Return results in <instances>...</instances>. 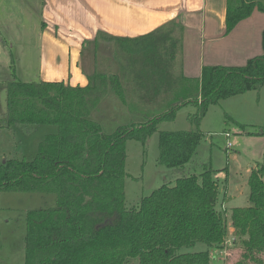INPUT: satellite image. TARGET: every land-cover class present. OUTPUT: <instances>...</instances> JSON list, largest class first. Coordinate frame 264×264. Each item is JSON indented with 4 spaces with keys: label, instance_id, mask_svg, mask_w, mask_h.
Instances as JSON below:
<instances>
[{
    "label": "trees",
    "instance_id": "trees-1",
    "mask_svg": "<svg viewBox=\"0 0 264 264\" xmlns=\"http://www.w3.org/2000/svg\"><path fill=\"white\" fill-rule=\"evenodd\" d=\"M255 8L264 12V0H226V33ZM154 34L109 38L120 53L127 49L124 54L142 59L141 66L151 69L135 74L141 80L138 86L147 87L144 91L138 87L146 102L167 95L179 87V80L186 81L177 77L175 84L173 80L167 84L173 79L179 38L170 32ZM262 46V54L242 66H203L196 95L178 96L157 115L120 124L110 133L91 116L108 92L124 100L121 74L95 68L83 85L58 80L7 82L2 127L26 133L40 125L56 127L39 141L31 159L0 161V192H40L56 199L53 206L25 211L24 264H129L133 258L138 264H210L208 250L180 249L196 242L216 248L226 241L227 219L216 208L217 171L205 168L196 174L187 171V164L194 161L204 135L199 124L209 105L264 84V31ZM186 104L195 107L187 117L189 129L158 131L160 122L172 120ZM156 131L158 161L175 175L174 183L164 182L128 207L125 142L133 138L145 145ZM248 186L250 205L229 212L234 243L242 248L237 264H262L257 256L264 252V162L251 168Z\"/></svg>",
    "mask_w": 264,
    "mask_h": 264
},
{
    "label": "rangeland",
    "instance_id": "rangeland-1",
    "mask_svg": "<svg viewBox=\"0 0 264 264\" xmlns=\"http://www.w3.org/2000/svg\"><path fill=\"white\" fill-rule=\"evenodd\" d=\"M59 1L0 0V161L6 158L31 159L44 134L53 132L55 128L53 125H40L31 133H26L17 128L2 127L7 82L58 80L76 84L80 82V77L85 78V73L83 76L81 74L83 64L91 73L95 68L104 71L117 67V61L121 60L122 53L117 44L112 45L99 35L95 39L85 40V48L80 47L73 26L70 29L67 25V22L75 21L68 18V15L77 17L74 4L72 0H67L70 10H65L64 17H60L65 12ZM100 2L104 3L103 0H95L97 4ZM84 17L79 16L80 19ZM60 21L65 24L61 25ZM58 23L61 30L57 28ZM112 49L117 51L114 62ZM102 107L103 104L98 109ZM144 108L150 114L144 117L139 114L137 118L146 120L159 112L157 106ZM194 111L192 104L182 106L172 120L158 124V131L190 128L187 117ZM95 118L106 133L112 132L120 124L136 123V120L126 121L125 117L117 115L98 114ZM199 129L204 135L193 156L194 161L187 164V171L196 174L205 168L217 171L219 194L216 208L227 219L228 236L222 246L208 248L204 242H196L192 246L182 247L180 252L208 250L210 264H237L242 259V248L234 243L229 212L232 207L250 205L249 172L256 162H264V85L257 90L209 105ZM228 142L231 144L229 147ZM125 150V169L128 175L124 181V190L128 207L136 205L141 196L148 195L164 182L174 183L175 175L170 174V169L158 161L157 131L147 139L145 145L136 139H127ZM40 197V193L25 191L0 192V264L25 263V211L53 206L56 202L51 195L43 199ZM257 258L264 264V252L258 254ZM129 262L138 264L136 258ZM241 264L255 262L243 261Z\"/></svg>",
    "mask_w": 264,
    "mask_h": 264
},
{
    "label": "crops",
    "instance_id": "crops-1",
    "mask_svg": "<svg viewBox=\"0 0 264 264\" xmlns=\"http://www.w3.org/2000/svg\"><path fill=\"white\" fill-rule=\"evenodd\" d=\"M72 2L77 17L72 18L68 15V18L75 21H69L67 25L70 29L73 26L76 32L73 33L80 47L85 48V40L95 39L98 35L112 45L114 42L109 39L110 37L131 39L154 32L161 35L170 32L172 36L180 40L178 51L172 62L173 79L168 78L167 84L170 85L171 80L175 84L177 77L186 81L179 80V87L174 88L167 95H160L150 102L144 101L142 99L144 94L138 91L141 80L137 79L135 74L142 69L144 73H148L151 69L142 67L140 64L142 59H132L128 54L123 53L127 49H123L121 60L116 63L117 67L108 68L104 72L121 74L122 87L125 89L124 100L119 101L111 92H108L99 105L103 104L102 110L98 109V106L92 113L94 119L98 114H105L123 116L126 121L144 122L142 117L150 114L145 110V106H157L156 110L160 113L162 106L174 102L178 96L189 98L192 94L196 95L200 89L203 66H242L249 59L263 52L264 12L257 8L226 33V0H103L104 3L99 4L95 3V0H72ZM59 4L64 12L70 10L67 0H60ZM65 14L66 12L60 17H64ZM80 15L85 17L80 19ZM59 23L65 24L63 21ZM59 23L57 28L60 26ZM112 50L111 57L114 62L117 51ZM82 68L81 74L83 76L85 73V78L80 77V82L71 85L86 83L90 71L84 64ZM145 88L147 87L143 86L140 90L144 91ZM139 114L142 117L137 118ZM55 132L56 127L53 132L48 133ZM48 195L55 198L54 194L48 193H40V198H48Z\"/></svg>",
    "mask_w": 264,
    "mask_h": 264
},
{
    "label": "built area",
    "instance_id": "built-area-1",
    "mask_svg": "<svg viewBox=\"0 0 264 264\" xmlns=\"http://www.w3.org/2000/svg\"><path fill=\"white\" fill-rule=\"evenodd\" d=\"M228 133L225 134L226 137H228ZM231 144L228 142V147L230 146Z\"/></svg>",
    "mask_w": 264,
    "mask_h": 264
}]
</instances>
